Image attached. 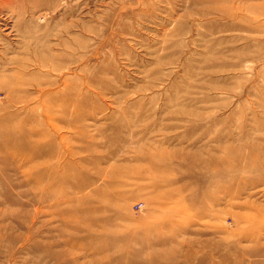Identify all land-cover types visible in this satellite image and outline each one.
<instances>
[{"label": "rangeland", "instance_id": "rangeland-1", "mask_svg": "<svg viewBox=\"0 0 264 264\" xmlns=\"http://www.w3.org/2000/svg\"><path fill=\"white\" fill-rule=\"evenodd\" d=\"M15 9L0 264H264V0Z\"/></svg>", "mask_w": 264, "mask_h": 264}, {"label": "bare ground", "instance_id": "bare-ground-1", "mask_svg": "<svg viewBox=\"0 0 264 264\" xmlns=\"http://www.w3.org/2000/svg\"><path fill=\"white\" fill-rule=\"evenodd\" d=\"M29 1L30 0H0V14L7 15L9 16L10 19L13 18L18 21L22 17H24L26 14H25L24 9L19 10L15 8H17L19 5H23V4L25 5L27 3L29 4ZM33 12L34 10H31L29 13L28 12L27 13L29 14V16H33L34 14Z\"/></svg>", "mask_w": 264, "mask_h": 264}]
</instances>
